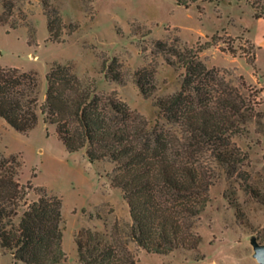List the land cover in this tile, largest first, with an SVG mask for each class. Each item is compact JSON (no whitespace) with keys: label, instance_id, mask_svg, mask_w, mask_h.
<instances>
[{"label":"trees","instance_id":"16d2710c","mask_svg":"<svg viewBox=\"0 0 264 264\" xmlns=\"http://www.w3.org/2000/svg\"><path fill=\"white\" fill-rule=\"evenodd\" d=\"M3 1L0 24L6 25L14 5ZM177 1L190 8L222 0ZM247 1L255 18L264 19V0ZM44 3L50 41L62 43L65 23L57 11H50L48 1ZM29 34L28 43L34 44L35 30ZM178 43L157 42L168 64L184 68L185 74L179 91L157 99L160 116L154 125L117 91L98 92L96 83L84 81L71 63L51 64L44 99L37 70L0 65V117L11 127L28 134L42 119L55 126L68 152L85 149L91 162L113 164L111 181L123 192L132 222L127 229L116 223L111 231L81 228L75 236L81 264H138L131 242L158 255L198 249L202 237L197 222L211 200L214 163L230 177L239 176L249 164V153L234 137L246 134L248 124L261 115L257 95L249 88L245 91L244 82L234 85L226 71L210 68L201 59L203 51L218 44L216 35L192 47ZM112 62L104 66L106 77L123 82L119 59ZM249 63L255 66L256 57ZM155 74L153 65L136 72L145 97L156 90ZM22 167L18 155H0V246L25 264H62L67 259L63 201L45 187L23 184ZM32 190L39 198L28 202Z\"/></svg>","mask_w":264,"mask_h":264},{"label":"rangeland","instance_id":"374dc122","mask_svg":"<svg viewBox=\"0 0 264 264\" xmlns=\"http://www.w3.org/2000/svg\"><path fill=\"white\" fill-rule=\"evenodd\" d=\"M46 1L50 11H57L65 23L62 43L50 41ZM6 2L14 8L7 24H0V65L37 70L44 99L51 64L71 63L79 77L96 83L98 92L117 91L152 125L160 116L157 99L179 91L185 74L184 68L168 64L157 42L178 40L179 45L192 47L210 41L214 35L218 37V44L203 51L201 59L210 68L226 71L234 85L244 82L245 91L251 89L261 103V115L248 124V132L234 137L249 153V164L239 176L230 177L221 164L214 163L211 200L197 222L202 237L198 249L158 255L147 253L134 242L129 246L138 256V264H254L251 237L257 236L264 243V19L255 18L251 3L222 0L186 8L177 0ZM4 11V1L0 0V16ZM14 25L17 29L12 28ZM31 30H35L34 44L28 43ZM254 56L255 66L249 63ZM114 57L121 63L118 70L123 82L108 79L104 72V66L112 65ZM151 65L156 66V90L145 97L136 82V72ZM162 122L166 123L165 119ZM12 154L23 162L19 174L23 184L45 187L63 201L67 259L62 264H81L75 241L81 228L111 231L116 223L127 229L132 222L123 192L111 181L113 164L107 160L91 162L85 149L68 152L55 126L40 119L30 133L24 134L0 117V155ZM38 198L35 190L27 197L28 202ZM0 264L25 263L0 246Z\"/></svg>","mask_w":264,"mask_h":264},{"label":"water","instance_id":"95a60500","mask_svg":"<svg viewBox=\"0 0 264 264\" xmlns=\"http://www.w3.org/2000/svg\"><path fill=\"white\" fill-rule=\"evenodd\" d=\"M251 244L253 246L254 259L258 264H264V243L260 242L257 236H252Z\"/></svg>","mask_w":264,"mask_h":264},{"label":"crops","instance_id":"0c3cea01","mask_svg":"<svg viewBox=\"0 0 264 264\" xmlns=\"http://www.w3.org/2000/svg\"><path fill=\"white\" fill-rule=\"evenodd\" d=\"M254 264H258L257 261L254 259Z\"/></svg>","mask_w":264,"mask_h":264}]
</instances>
